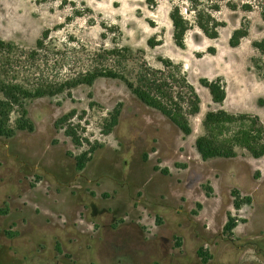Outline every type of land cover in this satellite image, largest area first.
Wrapping results in <instances>:
<instances>
[{
	"label": "rangeland",
	"instance_id": "obj_1",
	"mask_svg": "<svg viewBox=\"0 0 264 264\" xmlns=\"http://www.w3.org/2000/svg\"><path fill=\"white\" fill-rule=\"evenodd\" d=\"M246 1L226 0L236 10L221 3L215 16L225 27L217 39L193 28L179 49L168 19L176 0H157L153 8L145 0H0V39L29 50L48 29L46 51L59 61L62 77L91 66L117 69L103 52L129 48V69L141 59L158 67L160 57L179 64L201 102L190 120L192 132L184 136L118 80L79 85L70 98L63 93L28 101L33 132L0 137V264H264V157L255 160L237 149L233 160L203 161L194 147L208 112L248 113L264 124V59L252 47L264 37V22L260 6L243 11ZM180 7L191 20L186 4ZM242 23L248 35L231 48L230 34ZM149 38L158 45L149 48ZM217 78L228 93L222 106L199 83ZM117 103L118 124L103 135ZM73 109L83 118L86 137L100 145L82 171L75 157L88 147L76 148L54 127ZM238 128L216 125L212 134L232 137ZM234 189L250 196L251 204L236 211ZM228 214L245 222L225 236Z\"/></svg>",
	"mask_w": 264,
	"mask_h": 264
},
{
	"label": "trees",
	"instance_id": "obj_2",
	"mask_svg": "<svg viewBox=\"0 0 264 264\" xmlns=\"http://www.w3.org/2000/svg\"><path fill=\"white\" fill-rule=\"evenodd\" d=\"M168 12V19L172 28L171 39L179 48H185V36L193 28L198 29L206 38L217 39L220 30L225 27L224 22L219 21L215 14L220 11L221 3L230 10H236V5L226 0H176ZM148 7H157V0H145ZM181 4H186L185 13L191 15L188 19L182 14ZM242 6L243 11H250V6H260L259 15L264 22V4L259 5V0L246 1ZM49 30L41 33L33 48L26 50L12 42L0 39V137L10 138L16 132H33L34 125L27 115V102L41 97H54L66 93L71 97L70 91L79 86L91 87L96 79L108 78L118 80L125 85L129 92L143 105L158 111L166 117L184 136L192 132L191 118L200 110V98L194 87L188 81L187 75L179 64L169 58H157L158 67L151 66L145 59L135 63V67L129 69L128 62L133 61V53L129 48L108 50L103 52L105 61L113 62L118 68H106L99 70L91 66L90 70L80 72L74 76L62 77L59 71V61L50 58L46 51V39ZM248 28L244 23L240 28L231 32L228 45L235 48L241 39L247 37ZM149 48L158 44L155 38H149L146 42ZM261 59H264V37L252 42ZM96 57H101L96 54ZM95 57V58H96ZM96 60L91 59L90 62ZM257 70L261 67L255 66ZM199 83L207 89L211 101L222 106L226 98V85L222 79H200ZM91 97V94H89ZM91 102L89 106L95 105ZM122 104L117 103L108 113V119L102 127L101 133L108 135L117 126L121 114ZM86 112L82 111L84 115ZM16 115L14 121L11 116ZM78 119L79 123H74ZM82 116H77L76 110H71L54 122L57 130H63L64 135L70 138L76 148L84 145L88 148L75 157V168L82 171L90 161L93 152L100 147L97 142L92 143L86 137V129L82 127ZM251 126L244 128V123ZM239 124L232 137H223L222 134L213 135L212 126L225 127L228 124ZM204 134L195 139L194 147L203 161L215 158L233 159L237 157V149H243L252 158L264 157V124L257 115L231 114L223 110L208 112L203 121ZM158 170L157 167H154ZM161 173L167 174L166 169ZM210 191V190H209ZM233 208L237 211L243 205H250V196H242L238 190H231ZM200 207V204L197 205ZM239 222L231 214L227 215V221L222 231L225 236H230ZM197 255L206 262L207 256L202 250Z\"/></svg>",
	"mask_w": 264,
	"mask_h": 264
},
{
	"label": "crops",
	"instance_id": "obj_3",
	"mask_svg": "<svg viewBox=\"0 0 264 264\" xmlns=\"http://www.w3.org/2000/svg\"><path fill=\"white\" fill-rule=\"evenodd\" d=\"M2 5H5V3H0V6H2ZM227 99H228V93H227V90H226V98H225L223 104L226 102ZM233 159H234V158H233ZM233 159H230V160H233ZM253 159H255V158H253ZM258 159H259V158H258ZM258 159H255V160H258ZM258 172H259V170H258ZM257 182L259 183V178H258Z\"/></svg>",
	"mask_w": 264,
	"mask_h": 264
}]
</instances>
